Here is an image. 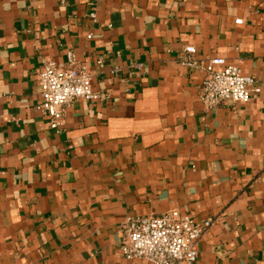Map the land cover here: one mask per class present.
Wrapping results in <instances>:
<instances>
[{
	"label": "crops",
	"instance_id": "0c3cea01",
	"mask_svg": "<svg viewBox=\"0 0 264 264\" xmlns=\"http://www.w3.org/2000/svg\"><path fill=\"white\" fill-rule=\"evenodd\" d=\"M190 46L261 94L207 110ZM70 51L96 98L57 133L38 74ZM172 211L214 219L197 264H264V0H0V264H149L120 227Z\"/></svg>",
	"mask_w": 264,
	"mask_h": 264
},
{
	"label": "built area",
	"instance_id": "2783aa9c",
	"mask_svg": "<svg viewBox=\"0 0 264 264\" xmlns=\"http://www.w3.org/2000/svg\"><path fill=\"white\" fill-rule=\"evenodd\" d=\"M90 17L97 21L95 13ZM243 22L237 20L235 23L242 25ZM88 39L91 40L92 36ZM179 64L204 74L200 101L207 110L225 104H248L262 92L253 77L225 59L203 63L195 47L184 48ZM97 65L102 67V61ZM132 67L142 69V65ZM117 72L115 68L112 75ZM38 86L42 100L39 109L57 133L64 130L67 109L78 100L90 102L96 98L89 64L77 58L72 51L67 53V60L62 63L44 59L38 74ZM213 225L214 219L197 220L179 211L160 217H129L120 227V250L130 262L197 264V245Z\"/></svg>",
	"mask_w": 264,
	"mask_h": 264
}]
</instances>
